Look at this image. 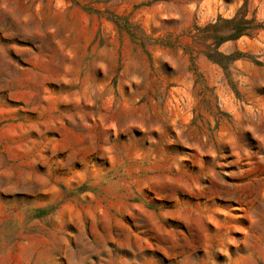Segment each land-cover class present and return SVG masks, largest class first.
<instances>
[{
	"label": "rangeland",
	"instance_id": "rangeland-1",
	"mask_svg": "<svg viewBox=\"0 0 264 264\" xmlns=\"http://www.w3.org/2000/svg\"><path fill=\"white\" fill-rule=\"evenodd\" d=\"M243 3L0 0V264H264V27L206 38Z\"/></svg>",
	"mask_w": 264,
	"mask_h": 264
},
{
	"label": "trees",
	"instance_id": "trees-1",
	"mask_svg": "<svg viewBox=\"0 0 264 264\" xmlns=\"http://www.w3.org/2000/svg\"><path fill=\"white\" fill-rule=\"evenodd\" d=\"M209 26L214 28V32L207 35L206 38L213 40L215 47L226 40L236 39L242 35H251L252 32L264 27L254 16L249 19L246 17L245 3L238 8L232 18L225 19L218 17L217 21ZM238 55H240V52L223 54L216 49H213V53H206L208 58L218 63L224 69L227 77L229 73L226 69V63L235 60Z\"/></svg>",
	"mask_w": 264,
	"mask_h": 264
}]
</instances>
